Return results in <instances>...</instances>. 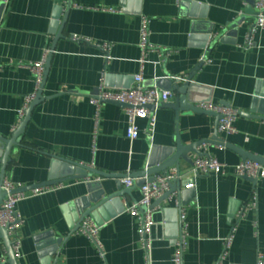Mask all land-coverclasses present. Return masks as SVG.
Masks as SVG:
<instances>
[{"label": "crops", "instance_id": "0c3cea01", "mask_svg": "<svg viewBox=\"0 0 264 264\" xmlns=\"http://www.w3.org/2000/svg\"><path fill=\"white\" fill-rule=\"evenodd\" d=\"M2 3L0 137L11 138L19 127L24 101L35 91L29 65L41 61L44 51L50 50L43 101L33 109L20 146L12 149L3 182L22 187L47 182L52 156L97 172L133 176L147 167L155 148H174L178 139L184 146L211 141L199 151L203 157L226 164L230 170L226 176L191 175L193 163L200 157L195 153L188 154L190 163L180 162L183 181L189 186L183 190L196 193L191 203L182 206L187 224L183 264H257L258 256H264V179L234 175L236 166L253 161L243 153L264 160V32H258L254 45L247 47L255 23L254 5L244 0H0ZM110 9L122 13L108 12ZM142 17L149 20V43L154 47L145 56L139 47ZM64 21L63 37L57 39ZM105 44L111 49L109 60L102 50ZM140 74L147 87L171 89L174 98L153 111V123L139 119L140 136L130 142L124 107L105 104L96 118L89 95L101 86L130 89ZM188 80L189 102L196 108L231 107L239 114L254 110L251 117L239 116L236 134L218 132L225 147L213 140L218 124L214 116L180 112L174 107L181 97L178 90ZM1 170L0 164V174ZM123 179L93 175L44 188L37 196L25 192L26 200L16 208L23 224L11 237L12 242L20 243L17 263L44 264L37 238L53 233L62 243L57 244L49 264H145L139 220L125 212L142 194L140 188H126ZM89 185L94 186L93 193L102 188L107 195L123 191L106 210L109 221L100 225L104 259L87 236L70 231L69 222L79 224L73 218L78 209L72 211L70 206L90 196ZM255 195L256 209L239 217ZM177 201L181 203L173 195L153 209L150 264H173L180 229ZM0 242V260L6 256L9 261L3 240Z\"/></svg>", "mask_w": 264, "mask_h": 264}, {"label": "built area", "instance_id": "2783aa9c", "mask_svg": "<svg viewBox=\"0 0 264 264\" xmlns=\"http://www.w3.org/2000/svg\"><path fill=\"white\" fill-rule=\"evenodd\" d=\"M180 1L182 0H177V2ZM254 10L255 23L248 36L247 47H252L254 45L253 38L258 32H264V0H255ZM108 12L122 13V11H116L113 9L108 10ZM240 15L242 16V14ZM150 33L149 20L146 17H142L139 47L141 50H143L142 52L144 56L147 51L154 49V47L149 43ZM73 40L78 42L82 41L80 39ZM102 50L106 54L107 60H109V51L111 50L110 46L105 44L102 46ZM49 54L50 50L46 49L41 61L29 65L35 82V91L24 101L23 108L19 114V124L25 118L26 111L42 90ZM207 62L210 61L207 60ZM133 85L134 86H132L130 89L122 90H106L103 88V86H101L96 93L89 95L91 104L97 110L96 118L99 117L100 110L105 104L113 103L124 106L125 115L128 120L126 137L130 142H135L140 136L137 121L139 119H148L151 121V123H153V111L162 105L168 104L174 98V92L171 89L167 91L161 90L156 86L147 87L142 74L134 77ZM201 109L220 115L221 118L218 124V132L220 134L231 136L237 133L235 123L240 116L237 110L231 107H216L212 105L201 106ZM229 171V167L226 164L221 163L215 158L206 156L199 157V159L193 163V168L190 174L196 178L200 176L204 177L211 175L226 176ZM234 175L241 179L255 180L259 177L264 179V166L257 161H244L235 167ZM183 176L184 175H182L181 172L179 173L176 169H173L166 174L156 176L151 182L146 181V183L140 188L142 194L141 200L133 204L132 207L126 206L125 208V212H128L139 220V237L141 246L145 252V264H150V253L154 246L151 237L152 229L155 225L152 209L153 201L161 199L166 193H168L170 186L174 181H183ZM122 183L126 186V188H131L134 186L135 180L126 178L122 180ZM1 187V189L6 192L7 197L2 204L3 206L0 207V228L6 230L11 238L16 233L18 227L23 224L22 218L17 212L16 208L19 202L26 200V194L14 193L16 190L23 187L15 186L14 184L7 181L3 182ZM186 187L189 188L188 185ZM44 191V189H36L33 191V195H40L44 193ZM176 205V210H178L177 220L180 229L179 240L176 244L177 247L175 249L172 262L173 264H183L187 236L186 215L185 210L179 201L176 202ZM256 207L257 197L255 195L252 199V202L242 210L239 217H243L245 211L256 209ZM100 230L101 226L95 224V222L91 219H86L81 224L78 232H81L87 236L89 240L95 244L100 256L102 259H104L105 253L98 238ZM230 244L231 239L227 240L225 244V251H227ZM12 250L16 258L21 256V248L18 241L15 243L12 242ZM0 264H9L6 256L0 260ZM257 264H264L263 255L258 256Z\"/></svg>", "mask_w": 264, "mask_h": 264}, {"label": "water", "instance_id": "95a60500", "mask_svg": "<svg viewBox=\"0 0 264 264\" xmlns=\"http://www.w3.org/2000/svg\"><path fill=\"white\" fill-rule=\"evenodd\" d=\"M244 1L248 2L249 4L253 6L255 0H244ZM71 6H72V2L69 3L66 17L69 13ZM4 7H5V4L2 3L0 5V18L2 16L3 11H5ZM249 12H251V10H249ZM66 17H65V20H66ZM64 23L65 21L63 22V25L61 26L57 34V39L63 37L62 32L64 30L63 29ZM222 35L223 33L220 34L221 37ZM49 67H50V60L48 59V63L46 65L44 83L42 85V90L46 83V78L48 76ZM190 88H191L190 81L188 80L183 85V87L178 90V92L181 94V97L177 101L176 103L177 105H174L176 110L180 112L193 111V112H197L201 114H209V115L214 116L219 124V120L221 118L220 115L214 112L204 111L201 108H196L189 102L188 91ZM42 90L38 94L34 102L30 105L28 110L26 111L25 118L22 120L19 127L13 133L11 138L9 137L8 139H6V138L0 137V164H1V169H2L1 174H0V180H1L0 187L2 186V182L5 179V172L7 170L6 167L8 165L9 157L11 153H13L12 149L14 146L16 147L20 146L18 141H20L21 140L20 138L23 135H25L24 133L30 121L33 109L37 106V104L43 101ZM253 113H254V110H251L250 114L241 113L240 116L251 117ZM218 124H217V129L213 136V140L217 141L218 145L225 147V144L222 141L220 142L218 139ZM210 142L211 141L202 140V141L195 142L189 146L187 145L184 146L181 143V141L178 139L177 144L174 148H165L161 151L155 148L149 155L150 157L148 158V161H147V167L141 172L134 174L133 176H119L118 174H107V173L99 172V171L97 172L96 170H92L84 166H80L77 163L64 160L56 156H52V163H51L52 172H50V176L47 182L40 184V185L23 187V188L16 190L14 193H25V192L27 193L30 191H34L36 189L54 187L57 185H62L69 181L84 180L86 178L92 177L93 175H98L103 178H114V177L115 178H125V179L130 178V179L135 180L134 188H141V186H143L146 183V181H149V182L153 181L156 176L160 174H166L169 169L175 168L180 173V162L184 161V162L190 163L191 159L188 156L189 153H195V154H198L200 157H203L204 154L199 151V148L207 145ZM239 153L242 154L243 152L240 151ZM242 155L245 157V159H251L253 161H259L260 163H264V160H262L261 158L250 156L244 153ZM184 187H186L184 181H181V180L174 181L171 184L170 190L168 191V193H166L161 199H159V201H157L152 206V209L160 206L162 201H165L171 198V196L173 195H177L178 198L181 199V204H182L181 206H186L189 203H191L196 193L193 189L183 190ZM1 188H0V207L3 206L2 204L4 203L7 197L6 192L3 191ZM93 188H94L93 185H89L88 190H90L89 192L90 196L88 198H83L79 202H75L74 204L70 206L72 211L75 209H78L77 210L78 213L75 211L74 213L75 215L73 218L75 220L77 219V223H79L78 226H72L71 222H69L71 232H77V230H79L81 224L84 222L86 218H92L95 221V223H97V225L99 226L102 225L104 221H109V218L106 214V210H108L109 207H111V205H114L117 199L123 195V191L107 195L106 190L103 188L98 193H93L92 192L94 191ZM125 191L128 192V189ZM154 227L152 229V236H153V231L155 229ZM0 240H3V243L7 249L9 264H18L17 258L15 257V254L12 250V239L8 235L7 231L2 228H0ZM37 241L38 243H40L38 246L41 251L40 257L43 258L44 264H49L52 261L51 256L55 254L58 248L57 244L58 245L61 244L62 239L55 238L53 233H47V234L38 236ZM48 256L49 258H47Z\"/></svg>", "mask_w": 264, "mask_h": 264}]
</instances>
